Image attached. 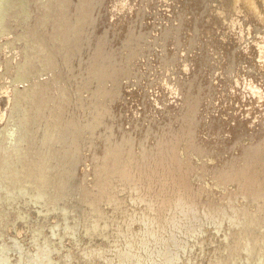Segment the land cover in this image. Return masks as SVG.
Listing matches in <instances>:
<instances>
[{"label":"water","instance_id":"obj_1","mask_svg":"<svg viewBox=\"0 0 264 264\" xmlns=\"http://www.w3.org/2000/svg\"><path fill=\"white\" fill-rule=\"evenodd\" d=\"M252 9L0 0V185L20 172L11 187L41 191L0 193L19 254H35L39 231L50 264H264V19ZM30 144L43 146L41 179L23 167ZM169 189L165 205L156 193Z\"/></svg>","mask_w":264,"mask_h":264},{"label":"rangeland","instance_id":"obj_2","mask_svg":"<svg viewBox=\"0 0 264 264\" xmlns=\"http://www.w3.org/2000/svg\"><path fill=\"white\" fill-rule=\"evenodd\" d=\"M9 139H11L14 142H16L18 140V137H17V135L15 133H13V134L11 133V135L9 136ZM35 141H37L38 143H40V145H48L49 144V142L47 143L46 137L43 138V139L40 138L38 140L35 139ZM14 142H13V144H14ZM33 142L34 141L31 139V143H33ZM41 147L43 148V146H41ZM42 148L37 149V152L39 154L42 153V150H41ZM47 148H48V146H47ZM47 148H44L43 149L44 152L46 151ZM28 150H29L30 153H28L27 156H25V158L26 157L28 158V160H27L28 166H24L23 165V167L27 168V172L26 173H27V175L29 173L30 179H32V180L33 179L35 180V178L36 179H41V176H42V178L44 177V174L41 173V169H42V166L43 165L40 162L37 161V159H39V156L40 155L37 154L36 151L34 152L33 147L31 146V144H30V147H29ZM32 150H33V152H31ZM23 152H25V150H23ZM15 153L18 154L17 149L15 150ZM16 162H17L16 166H17L18 170H19V168L20 169H23L19 165V161L16 160ZM23 162H24V160H23ZM144 162H147V161H144L143 160V163ZM143 165H144L145 168H147L149 166L148 163L143 164ZM153 168L154 167H150V168L148 167V169H151V170ZM123 169H124V167L122 168V170ZM23 170H25V169H23ZM13 171H16V173H18V171H17L16 168ZM44 173L48 174V172H44ZM144 173H145V175L147 174L145 171H144ZM20 174H22V173L19 172V175ZM17 175L18 174H13L12 176L5 178V180H7L9 182V185H7V186L5 185L4 186L5 188H3L0 185V193H3L4 196L6 194L9 197H13V198H20V197H22L23 199L25 198V200H27V201L29 199H33V198L35 199V197L38 195V193L41 192L40 190H38V186L36 184H33L31 186H28L26 189H23V190H22V188H18L16 186L15 187H11L10 186L11 181L14 182V180H17L18 179ZM138 178L139 177H135V181H138L139 180ZM176 179L177 180L179 179V181L175 180V181H177L176 183L181 184L180 183V181L182 179L181 176H177ZM132 180L133 179L130 178V181L131 182H133ZM169 190H170L171 193H169L168 190H166V192H160L158 190V192L156 193V196L158 198L159 197L161 198V200L163 201V204H164V200L163 199L166 200V204L171 201V195L170 194L173 193V189H169ZM164 193L165 194L167 193V195L169 197L164 196L165 195ZM166 198H168V199H166ZM4 200L5 199H2L1 198V201H4ZM172 200H173V198H172ZM12 202H13V200H11V203ZM11 203H9V205H8L9 208H10V206L11 207L13 206ZM3 204H6V203H3ZM5 207H6V205L3 206V207H0V264H29V263L30 264H50L49 261L47 260L48 259L47 258V255H49L48 252L50 250L49 249L50 248L49 246H50L51 241L48 238H46L43 235H41V233L39 231H37L39 237L36 238V239L33 238V240H32L33 241V243H32L33 246L32 247H34V249H35V254L32 257L31 256L27 257L26 256V253H24V252H23L24 254H22V255L19 254L20 252H22V250H23L22 248L23 247H19L16 244L17 236L16 235H12L11 236V235H9L7 233L5 234V232L8 231V225H7L8 218L6 219V217H7L6 216L7 215L6 214L7 211L5 212V210H4ZM20 219L21 218H18V221H20ZM12 222H14V221H11V219H10V222L9 223H12ZM16 227H17V224H16ZM8 245H9V247H8ZM18 251H20V252H18ZM15 253L17 254L18 257H16V254ZM60 264H62V263H60Z\"/></svg>","mask_w":264,"mask_h":264},{"label":"bare ground","instance_id":"obj_3","mask_svg":"<svg viewBox=\"0 0 264 264\" xmlns=\"http://www.w3.org/2000/svg\"><path fill=\"white\" fill-rule=\"evenodd\" d=\"M249 6L251 5L252 10L255 12V16L260 19H264V0H246ZM262 7V8H261ZM251 10V11H252ZM257 14V15H256ZM154 167V166H152ZM148 168V167H147ZM150 168V167H149ZM147 170V169H146ZM177 178V177H176ZM170 188V187H169ZM165 194V193H164ZM163 194V195H164ZM169 194V193H168ZM171 195V194H170ZM165 196V195H164ZM163 197V196H162ZM169 197V196H167ZM160 198V197H159ZM164 198V197H163ZM168 199V198H166ZM166 202L165 199H163ZM162 201V200H161ZM172 201V198H171ZM163 202V201H162ZM168 202V201H167ZM166 204V203H165ZM168 204V203H167Z\"/></svg>","mask_w":264,"mask_h":264}]
</instances>
